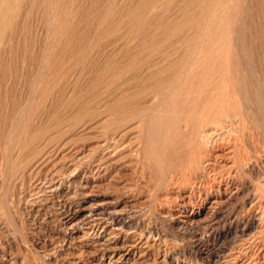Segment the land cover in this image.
I'll use <instances>...</instances> for the list:
<instances>
[{
	"label": "rangeland",
	"instance_id": "374dc122",
	"mask_svg": "<svg viewBox=\"0 0 264 264\" xmlns=\"http://www.w3.org/2000/svg\"><path fill=\"white\" fill-rule=\"evenodd\" d=\"M120 1L50 0L47 4V0H30L16 32L4 37L0 49V262L264 264L263 168L262 174L242 172L236 166L238 174L218 169L216 174L193 179L183 175L177 188L186 202L191 192L198 197L224 182L240 190L218 218L188 229L168 220L173 214L174 218L184 216L183 208L167 199L172 191L150 196L140 182L143 191L136 194L138 198L124 196L118 191L124 185L119 179L117 183L114 179L115 189L109 192L102 185L104 174H92L108 150L99 127L90 132L83 120L86 74L82 58L87 40L93 34L99 36L106 21L135 11L144 0ZM162 1L170 5L168 13L155 9L162 23L185 22L196 29L229 26L235 54L246 63L251 60L250 48L264 45V0ZM109 10L112 16L106 20ZM222 12L224 18L219 19ZM116 160L108 165L118 171ZM92 204L93 212H85Z\"/></svg>",
	"mask_w": 264,
	"mask_h": 264
},
{
	"label": "bare ground",
	"instance_id": "6f19581e",
	"mask_svg": "<svg viewBox=\"0 0 264 264\" xmlns=\"http://www.w3.org/2000/svg\"><path fill=\"white\" fill-rule=\"evenodd\" d=\"M28 1L0 0V49L6 34L16 32ZM169 8L162 0L141 1L135 11L106 21L99 36L89 37L82 58L83 120L90 132L99 127L107 146L98 173L92 172L104 174L103 188L115 189L113 181L119 179L124 185L116 187L123 195L143 191L140 182L150 196L172 191L167 199L183 208L184 216L174 218L167 212L168 220L188 229L218 218L240 190L224 182L198 197L190 191L186 202L177 188L183 175L193 179L218 169H226L227 175L240 170L260 174L264 169V45L250 48L251 60L246 63L235 54L229 26L196 29L185 22L162 23L155 9L168 13ZM218 17L224 18V13ZM115 158L118 171L108 165ZM236 166L239 171H234ZM132 174L139 179L135 181ZM88 206L84 211L92 213L95 205ZM0 264L11 263L2 259Z\"/></svg>",
	"mask_w": 264,
	"mask_h": 264
}]
</instances>
